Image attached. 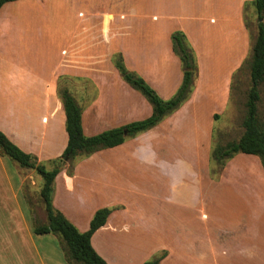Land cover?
Masks as SVG:
<instances>
[{
	"label": "crops",
	"instance_id": "1",
	"mask_svg": "<svg viewBox=\"0 0 264 264\" xmlns=\"http://www.w3.org/2000/svg\"><path fill=\"white\" fill-rule=\"evenodd\" d=\"M115 1L109 8L90 10H87L88 0H14L0 7V131L40 163L58 158L67 144L65 113L58 95L61 79L73 83L74 89L79 90L78 102L76 94L66 86L81 108L85 135L88 131L87 136L94 135L95 124L99 117H104L100 106L106 107L107 101L111 109L105 116L110 114L107 120L114 121L116 126L130 122L135 116V103L113 94V86L116 90L121 88L126 96L128 92L136 93L120 77L117 68L105 66L114 52L122 53L126 66L152 85L157 78L167 77L163 83L166 94L162 95L166 98L168 91L179 83L182 72L172 50L171 33L179 30L185 36L197 63L192 91L157 129L162 134L160 139L165 138L179 151L189 148L183 137L192 128L183 126V122L194 119L189 106L196 96L209 99V93L217 103L230 104L233 76L246 70L256 35L253 20L258 21L253 0ZM140 19L143 36L135 37L130 27L139 25ZM144 39L147 48L153 44V53L144 51ZM136 42L140 43L142 53ZM157 48L163 50L156 53ZM46 60L51 62L50 66L46 65ZM173 68L177 77L175 75L173 85L168 88ZM109 80L118 82L111 84ZM104 81L108 82L104 85ZM83 94L85 98L81 97ZM141 106L140 117L150 116V104L143 100ZM122 143L111 147L120 154L113 157L111 164L92 163L87 174L78 173V164L69 173L68 163L64 164L54 178L52 204L75 225L78 216L90 217L104 205L120 206L112 210L105 224L92 234L91 244L107 264H142L148 257L134 263L127 254L118 253V243L111 244L110 248L103 243L97 247L94 242L99 234H116L128 229L121 218L127 209L118 199L121 195L139 193L137 175L132 172L144 162H128L129 151L125 149L126 143ZM258 158L246 153L230 158L225 162L223 174L232 184L248 181L261 185L254 201L262 203L264 168ZM246 170L249 176H245ZM250 171H256L257 176L253 177ZM86 179L91 183L90 188ZM26 184L30 185V192H35L32 190L36 180L27 176L16 161L0 154V264H69L56 235L33 232L34 222L45 223L46 214L44 208L38 216L32 214L24 196ZM97 194L98 198L107 195L110 201L97 205ZM218 214L210 211L201 216L207 219ZM250 214V217H263L259 210ZM179 216L178 226L185 223L189 229L194 227V219H200L198 211H181ZM165 227L157 231L166 232ZM246 229L221 238L218 247L210 233L206 241H199V237L190 232L194 234L191 240L178 239L170 247L169 250L176 251L175 259H171L169 253L161 264H264V228ZM248 258L250 260H246Z\"/></svg>",
	"mask_w": 264,
	"mask_h": 264
},
{
	"label": "rangeland",
	"instance_id": "2",
	"mask_svg": "<svg viewBox=\"0 0 264 264\" xmlns=\"http://www.w3.org/2000/svg\"><path fill=\"white\" fill-rule=\"evenodd\" d=\"M114 4H116L115 0H88L87 10L94 7L106 9L111 5L114 6ZM85 8H83V10ZM257 22L258 21L253 20L255 29ZM141 23L142 21L140 19L137 22L139 25H133L130 27V32L133 36H143V26ZM175 32L182 33L179 30H174L171 34ZM139 44L140 43L138 42L137 45L140 50L141 47ZM146 44L147 40L144 39V51L147 50V54L150 52L153 53V44L148 48ZM159 50H163V48H157L156 53ZM140 52L142 53V49ZM116 54L123 56L120 52L112 53L109 59L105 62V66L116 68L114 64ZM174 54L178 58L182 67V62L179 56L175 52ZM250 56L251 51L246 62V70L243 72L240 71L233 76L230 91V104L223 101L217 103L215 101L216 99H213L211 94L208 93L207 95L209 99L202 97V95H197L195 102L189 106L191 113L194 115V119L183 122V126L188 125L192 128V131L188 130L186 136L183 137V140L189 144V148H182V150L179 151L178 148L171 145L165 138L160 139L162 134L160 133L161 131L157 130L158 125L176 110L164 115L154 126L138 131L125 138L123 143H126L125 149L129 151L126 155V157H128L126 160L128 162H144L143 166L132 172V174L134 173L137 175L136 186H138L139 193H132L129 194V196H127L128 194L121 195L118 199L120 203L125 205L124 209H127L124 214H121V218H123L128 224V229L124 231L125 233L122 231L117 232L116 234H99L97 236V242L94 240L97 247H99L100 243H103L112 248L111 244L118 243V253L127 254V257L134 259V263L138 262L142 257H148L146 260H149L157 256L159 257L158 262L161 264L162 260L165 259L169 253V257L175 259L173 254H175L176 251L169 249L172 244L174 245L176 243V240H191V236L194 237L193 233L199 237V241H206L207 234L210 233L211 236L215 237V243L218 247L221 238L228 237L231 233L239 234L242 233L244 229L253 226L264 228V201L262 203L260 201H254L256 196L255 192L262 186L248 181H246L245 184L244 181H236L235 184H232V181L223 174L225 163L220 167L211 158L212 150L216 144L224 145L229 141L237 140L243 132L242 120L245 116V101L247 98V91L250 87L248 65ZM194 59L195 64H197L195 56ZM123 62L126 66V62L124 60ZM50 64L51 62L46 60V65L50 66ZM126 68L129 71H132L127 66ZM135 74L140 76L138 73ZM175 75L177 77V73L175 71L174 74L173 68L167 82L168 88L173 85ZM182 77L183 70L181 72L179 83L174 89L168 91L166 98L162 97V95L166 94L163 88V83L167 77L164 79L157 78L156 83H153L152 81L153 85L147 83L161 99L168 100L178 91L182 82ZM61 80L64 82L63 79ZM109 81L111 84L118 82L112 80ZM107 82L108 81H104V85ZM62 84L60 83V85ZM73 85V83L69 84L68 82H64L63 86H67L70 91L76 94L77 101L79 102L80 96L77 93L79 90L74 89ZM75 85L77 87L78 84ZM116 88V86H113V94L116 95L118 99L126 97L128 101L135 103L134 106L136 107L133 113L135 116L131 117L130 122L148 117H140L143 113V108L141 106L143 100L150 104L152 110L151 103L142 92L132 87L137 94L135 93L134 95L128 92V96H126L121 88L117 90ZM259 91L260 100L258 102V116L264 121V82L260 84ZM86 94H89V90L86 91ZM81 97L85 98V95L83 94ZM189 97L190 94L188 98ZM106 104V107L100 106V110L104 113V117H99L98 122L95 124L97 125L95 129L96 131H94L93 134L118 127L114 124V121L107 120L110 114H107L106 116L105 114L111 109V103L107 101ZM182 130L184 129L182 128ZM88 132L90 133V131ZM177 132L181 133L182 131L177 130ZM177 132H175L176 135H178ZM183 133L185 132L183 131ZM175 140L179 141L180 139L175 138ZM240 154L243 155V153L237 152L231 158H236V156ZM61 155L56 159L61 158ZM117 155L120 154H116L111 147H104L90 154L78 155L73 159L62 163L60 169L64 164L68 163L67 171L72 173L73 168L78 164V167H80L78 173L84 174L85 172V174H87L90 172L88 168L90 164H111L113 157ZM53 161L54 160L43 161L41 163L46 169L51 170L56 166V163ZM23 170L26 172L27 176L31 175V178L36 180L37 183L36 186H34V190H32L35 192H30V185L26 184L24 196L26 197V202L28 203L32 214L38 216L43 208L39 196L42 177L39 174L37 175L33 169L23 168ZM250 172L253 177L257 176L256 171ZM35 174L37 175L36 179L34 177ZM245 176H249L248 170H246ZM87 183L90 188L91 183L89 180ZM95 197L98 199L97 205H100L101 202H104L103 204H105L110 201L107 195L98 198L97 194ZM107 205H104L103 207H107ZM107 208L112 211L121 207L112 205ZM258 210L262 212L263 217H250L251 211L258 212ZM181 211L190 213L195 211L199 212L200 219H194L195 223L192 229H189V226L187 227L184 223L186 220L185 217L182 218L184 225L178 226L180 218L179 213ZM210 211L220 214L215 218H202L201 213L204 212L207 214V212L209 213ZM221 212L231 214L227 215L222 214ZM234 212H239V214H233ZM93 215L90 217L78 216V218H76V225L72 221L71 222L80 232H85L89 228V223ZM163 225L166 226L165 228L167 231L158 232L157 230L160 229L159 227H162ZM163 245L166 247L164 248ZM246 260L250 259L248 258Z\"/></svg>",
	"mask_w": 264,
	"mask_h": 264
},
{
	"label": "trees",
	"instance_id": "3",
	"mask_svg": "<svg viewBox=\"0 0 264 264\" xmlns=\"http://www.w3.org/2000/svg\"><path fill=\"white\" fill-rule=\"evenodd\" d=\"M9 1L14 0H0V7ZM253 5L258 22L248 63L250 87L247 91L245 116L242 120L243 132L237 140L229 141L224 145L216 144L212 150L211 158L220 167L235 153L242 152L258 156L264 168V121L258 116L259 86L264 82V0H253ZM171 41L173 51L182 62L183 77L178 91L168 100L161 99L141 76L129 71L120 54H116L114 58L115 67L122 79L131 87L142 92L152 105L151 115L144 119L87 136L82 129L80 106L66 87L58 85V95L65 113L67 144L61 158L54 159L53 162L56 163V166L53 169H46L34 155L21 150L0 131V154L10 157L23 168L34 169L42 177L39 196L46 214V222L42 224L34 222L33 232L56 235L59 238L64 258L69 264H107L104 258L95 251L90 239L92 234L105 224L111 210L107 207L97 209L90 220L88 230L80 232L52 204L54 178L62 163L78 155L90 154L100 148L121 144L127 136L154 126L164 115L176 110L188 98L197 73L193 51L182 33L171 34ZM158 258L156 256L142 264H159Z\"/></svg>",
	"mask_w": 264,
	"mask_h": 264
}]
</instances>
